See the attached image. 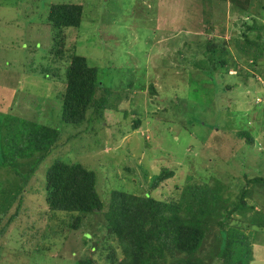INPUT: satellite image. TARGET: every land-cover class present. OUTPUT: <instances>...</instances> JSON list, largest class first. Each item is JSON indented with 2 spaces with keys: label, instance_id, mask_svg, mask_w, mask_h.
Segmentation results:
<instances>
[{
  "label": "rangeland",
  "instance_id": "374dc122",
  "mask_svg": "<svg viewBox=\"0 0 264 264\" xmlns=\"http://www.w3.org/2000/svg\"><path fill=\"white\" fill-rule=\"evenodd\" d=\"M60 2L83 7L80 26L62 31L61 55L71 49L84 56L97 68L98 80L118 93L117 100L91 122L68 126L64 143L38 164L25 186L15 170L26 173L38 154L12 165L0 163V264H73L88 253L80 242L72 250L63 248L72 216L48 212L44 205V173L52 156L93 170L105 199L114 189L142 187L163 167L174 174L154 190L157 196L184 187L188 175L200 185L210 177L211 189L215 177L227 187L220 197L244 185V175L264 177V54L253 66L243 55L238 59L240 69L253 77L233 70L222 77L207 75L185 63L207 40L232 41L243 30L230 5L211 7L199 0H0V147L5 129L18 119L59 126L55 78L40 73L60 66L44 21L50 5ZM205 18L213 25L209 32ZM256 22L264 24V18L256 16ZM134 118H140L137 128ZM241 132L253 142L247 144ZM204 170L209 173L200 176ZM257 193L253 199L264 206ZM251 253L250 264H264V233Z\"/></svg>",
  "mask_w": 264,
  "mask_h": 264
},
{
  "label": "trees",
  "instance_id": "16d2710c",
  "mask_svg": "<svg viewBox=\"0 0 264 264\" xmlns=\"http://www.w3.org/2000/svg\"><path fill=\"white\" fill-rule=\"evenodd\" d=\"M199 1L207 2L211 7L214 3L230 5L229 9L240 15L243 30L232 41L220 42L215 37L207 40L203 50L190 52L189 60L183 61L207 75L222 77L232 70L238 75L241 72L250 74L240 69L238 59L243 55L253 66L264 54V24L256 22V16L264 18V0ZM82 15L81 4L60 2L51 4L44 18L51 32V51L55 49L59 53L56 55H59L57 62L60 66L52 64L40 74L51 80L55 78V95L61 103L59 126L18 119L17 125L10 126L3 133L2 165H12L38 154L26 173L15 170L23 186L38 164L64 143L63 133L68 126L91 122L94 116L102 115L103 109H108L105 106L109 101L117 100L118 93L98 80L97 68L84 56L71 49L65 56L61 55L62 31L77 29ZM249 18L252 23L248 22ZM204 21L209 32L213 25L207 18ZM230 44L237 59L231 53ZM205 57L208 63H205ZM149 89L153 92L151 84ZM137 108L133 111L136 115ZM121 113L126 116V110ZM139 120L134 118V128L139 126ZM3 126L1 123L0 127ZM240 135L246 138L247 144L253 142L248 133L241 132ZM206 170L198 174L204 176L209 173ZM173 174L172 169L163 167L142 187L114 189L105 199L96 188L97 177L93 170L52 156L44 173L42 198L48 212H64L72 216L67 228L69 237L74 238L67 236L68 243L63 248L72 250L76 242L87 245L88 253L77 257L73 264H250L254 243L264 233V206L253 199V191L257 190V198H264V177L244 175V185L227 191L229 198L220 197L221 190H227V187L219 186L215 177L212 179L217 185L211 189L206 184L210 177L208 180L203 178L204 183L200 185L192 175L186 177L184 187L175 186L170 192L159 191V195H155L154 190ZM249 183L261 184V187L252 190ZM16 214L18 209L6 224ZM42 216L39 213L38 217ZM244 230L248 233L245 234ZM206 244L211 245L204 252Z\"/></svg>",
  "mask_w": 264,
  "mask_h": 264
}]
</instances>
